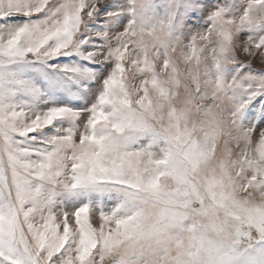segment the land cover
Returning <instances> with one entry per match:
<instances>
[{
    "label": "snow or ice",
    "instance_id": "obj_1",
    "mask_svg": "<svg viewBox=\"0 0 264 264\" xmlns=\"http://www.w3.org/2000/svg\"><path fill=\"white\" fill-rule=\"evenodd\" d=\"M0 264H264V0H0Z\"/></svg>",
    "mask_w": 264,
    "mask_h": 264
}]
</instances>
